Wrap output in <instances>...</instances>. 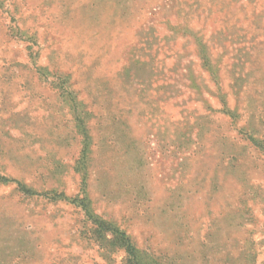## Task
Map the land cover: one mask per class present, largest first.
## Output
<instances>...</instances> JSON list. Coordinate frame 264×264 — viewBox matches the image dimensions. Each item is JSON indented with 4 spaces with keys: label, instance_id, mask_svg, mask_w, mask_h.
Here are the masks:
<instances>
[{
    "label": "rangeland",
    "instance_id": "obj_1",
    "mask_svg": "<svg viewBox=\"0 0 264 264\" xmlns=\"http://www.w3.org/2000/svg\"><path fill=\"white\" fill-rule=\"evenodd\" d=\"M96 217L264 264V0H0V264H134Z\"/></svg>",
    "mask_w": 264,
    "mask_h": 264
},
{
    "label": "trees",
    "instance_id": "obj_2",
    "mask_svg": "<svg viewBox=\"0 0 264 264\" xmlns=\"http://www.w3.org/2000/svg\"><path fill=\"white\" fill-rule=\"evenodd\" d=\"M20 187L23 188V185H20ZM94 222H96L98 227L110 231L116 238H118L119 241L124 245V250L129 259L133 261L134 264H139L136 255L138 250L126 232L117 228L116 225L110 221H105L96 217V219H94Z\"/></svg>",
    "mask_w": 264,
    "mask_h": 264
}]
</instances>
